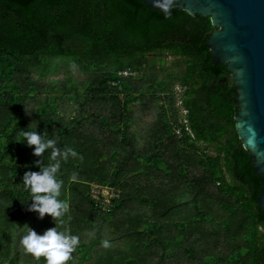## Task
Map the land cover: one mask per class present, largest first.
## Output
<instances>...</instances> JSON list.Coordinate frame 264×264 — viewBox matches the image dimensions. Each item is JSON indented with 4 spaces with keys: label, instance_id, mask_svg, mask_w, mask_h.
Returning <instances> with one entry per match:
<instances>
[{
    "label": "trees",
    "instance_id": "16d2710c",
    "mask_svg": "<svg viewBox=\"0 0 264 264\" xmlns=\"http://www.w3.org/2000/svg\"><path fill=\"white\" fill-rule=\"evenodd\" d=\"M169 11L166 18L138 0H0V222L17 221L18 241L25 225L39 235L56 226L27 210L22 178L38 172L34 162L42 158L21 132L37 131L79 154L57 173L59 199L69 205L58 229L80 238L75 264H264V178L236 131L231 73L207 47L216 30L209 17ZM166 55L184 62L185 73L149 83ZM62 60L96 76L53 78ZM127 69L143 81L121 78ZM175 82L185 87L194 138ZM163 95L157 118L134 111ZM143 118L150 122L140 134L133 126ZM175 126L185 129L183 138ZM50 156L49 149L46 165ZM96 186L118 196L108 211L92 198Z\"/></svg>",
    "mask_w": 264,
    "mask_h": 264
},
{
    "label": "water",
    "instance_id": "95a60500",
    "mask_svg": "<svg viewBox=\"0 0 264 264\" xmlns=\"http://www.w3.org/2000/svg\"><path fill=\"white\" fill-rule=\"evenodd\" d=\"M153 10L164 0H138ZM189 15L211 18L216 30L207 47L213 63L226 65L238 94L236 131L251 154L255 175L264 178V0H172ZM264 213V188L258 197Z\"/></svg>",
    "mask_w": 264,
    "mask_h": 264
},
{
    "label": "clouds",
    "instance_id": "9594fccd",
    "mask_svg": "<svg viewBox=\"0 0 264 264\" xmlns=\"http://www.w3.org/2000/svg\"><path fill=\"white\" fill-rule=\"evenodd\" d=\"M171 3L172 0H164V3L160 5L166 18L170 15ZM25 111L30 114L26 108ZM21 135L29 147L34 146L33 155L42 158L34 162L40 170L27 171L22 178L24 189L30 192L32 201L27 210L38 213L40 219H43L45 215L51 216L56 226L47 229L43 235H39L25 225L27 234L22 236L20 243L24 251L36 260L43 257L46 264H67L80 244V238L71 235L67 228L64 231L58 229V225L64 224L62 218L69 212V205L59 199L64 182L57 179V173L62 162H66L69 157L78 158L79 154L72 148H60L54 139L45 140L44 134H38L37 131H22ZM49 149L51 162L46 165L44 153ZM71 179L75 181L76 175L74 174ZM102 245L107 248L110 243L108 240H103Z\"/></svg>",
    "mask_w": 264,
    "mask_h": 264
},
{
    "label": "rangeland",
    "instance_id": "374dc122",
    "mask_svg": "<svg viewBox=\"0 0 264 264\" xmlns=\"http://www.w3.org/2000/svg\"><path fill=\"white\" fill-rule=\"evenodd\" d=\"M81 68L82 67L80 65H76L73 62L71 64H68L64 60L59 61L58 65H56L55 67V75L53 76V78L71 77L79 81V80H84L86 78H94V76H96L93 75V73H89V72L82 73ZM153 73H156L154 77L147 78L149 83L154 82V79H157L158 81L165 80L167 83L170 82V78L172 75H174V73H176V75L177 73L178 75H183V73H185V63L184 62L181 63L180 60L176 59L175 57L166 55L164 57V60H160L159 63L156 64V69L153 70ZM153 73L151 72V75H153ZM139 76L137 77L134 76V77H136L137 78L136 80H138L139 82L143 81L144 77L140 78ZM148 82L146 81L147 85L149 84ZM146 83L144 82L141 83L144 88ZM172 90L175 92V97L177 99V108L180 112V117L182 120L185 117L184 114H186L185 108L182 103L185 87L175 82L172 85ZM162 97H163L162 99L157 101L153 106L150 105V107L143 106L140 104V102H137L134 104L135 106L134 111L137 112V114H142V113L146 114L152 111L154 113L153 118H157L156 116L157 112L160 110V108H163L166 105L164 95ZM168 109L170 111V114L172 115L170 107H168ZM149 122L150 120L147 121L144 118L141 120L138 119L137 122L134 124L135 126H133V128L139 131L140 134H145L148 127V126L146 127V125ZM202 149L204 151H208L209 153L212 152L210 149H206L204 146H202ZM1 187L2 186H0V193H4L5 189H2ZM101 189H102L101 193H102V198L104 200V204L110 205L114 198L113 191L102 187ZM95 191H98V189L95 188ZM96 195L97 194L95 193V196ZM0 205L2 207L4 206L1 201H0ZM21 230L22 228L18 227L17 221H14L13 219L9 221L3 220L2 222H0V264H4V262H6L7 264V262L11 260H13L14 262L16 261V264H18V262H20V264H23V262L24 264H46V261L43 257H41L40 260H36L33 256L27 254L26 252H24V254L26 255L22 256L21 261L17 260L18 257L17 254L19 252V249H23V247L20 243V240L19 241L17 240L15 233H18ZM77 259L78 257L77 256L74 257L72 254V259L68 261L67 264H75V261Z\"/></svg>",
    "mask_w": 264,
    "mask_h": 264
},
{
    "label": "built area",
    "instance_id": "2783aa9c",
    "mask_svg": "<svg viewBox=\"0 0 264 264\" xmlns=\"http://www.w3.org/2000/svg\"><path fill=\"white\" fill-rule=\"evenodd\" d=\"M139 73L140 72L138 70H128L127 69V70L121 71L119 73V75H120L121 78H127V77H134V76L137 77L139 75ZM185 112H186V114H184L185 117H184V119H182V123L186 125V132L192 138H194V135H193L191 129L188 127V121L186 119V116H187V113L188 112H187L186 109H185ZM174 131H175V134H177L180 138H183L184 137V134H185L184 131H185V129H183V127L175 126ZM95 188H97L98 191H95ZM101 190H102L101 187H97V186L96 187H93V189H92V198H93V200H95V202L97 203L98 207H102L104 211H108L109 209H111V207L113 205V200L116 199V198H118V196H117L116 193L113 192L114 193V198H113L111 204L110 205H105L104 204V200L102 198ZM95 193L97 194L96 195L97 197L95 196Z\"/></svg>",
    "mask_w": 264,
    "mask_h": 264
},
{
    "label": "crops",
    "instance_id": "0c3cea01",
    "mask_svg": "<svg viewBox=\"0 0 264 264\" xmlns=\"http://www.w3.org/2000/svg\"><path fill=\"white\" fill-rule=\"evenodd\" d=\"M23 255L25 256L26 254H23ZM23 255H22V256H23ZM14 264H16V261L14 262ZM23 264H24V262H23Z\"/></svg>",
    "mask_w": 264,
    "mask_h": 264
}]
</instances>
